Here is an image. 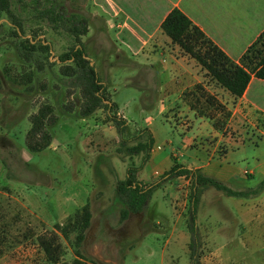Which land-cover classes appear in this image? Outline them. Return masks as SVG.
Segmentation results:
<instances>
[{"label": "rangeland", "instance_id": "1", "mask_svg": "<svg viewBox=\"0 0 264 264\" xmlns=\"http://www.w3.org/2000/svg\"><path fill=\"white\" fill-rule=\"evenodd\" d=\"M32 1L8 0L9 11L20 20L21 32L0 7V264H188L191 183L186 185V178L172 187L174 200L170 205L176 216L180 214L176 229V217L168 202L172 191L166 184L152 192L140 214L122 218L124 207L115 198L118 176L123 178L127 167H143L145 157L149 158L148 134L141 133L147 129L145 118L152 119L149 129L165 151H176L186 142V130L179 128H186V118L179 111L165 117L156 115L158 91L167 83V73L157 75L133 64L136 59L114 51L113 43L95 32L88 20L93 12L90 0H57L68 14L88 20L87 34L81 37L85 54L106 86L110 101L116 103L111 115L124 119L123 115L129 124L121 137L105 108L82 118L80 91L61 71L72 66L60 62L69 52L72 39L61 28L55 30L38 19ZM164 65L167 63L159 59L158 66ZM206 77L209 86H218ZM165 87L173 90V86ZM198 90L203 100L192 106L197 112L217 117L214 126L225 135L230 114L209 92ZM42 105L51 106L56 117L55 124L47 128L52 142L46 150L31 153L26 146L30 117ZM243 126L242 134H253L249 122ZM223 145L219 148L224 149ZM246 145L252 153L255 148ZM249 162H241L239 168H247ZM215 191L211 189L204 198V213L210 217L202 222L210 229L219 220L215 217L218 208L224 209L230 201L222 192H218L220 199L212 198ZM85 205L91 211V223L79 249L82 256L77 257L75 234L68 243L55 225L66 224ZM200 235L202 264H232L230 253L207 251L212 247L206 246L209 237L201 231ZM39 239H54L57 262L48 260Z\"/></svg>", "mask_w": 264, "mask_h": 264}, {"label": "crops", "instance_id": "2", "mask_svg": "<svg viewBox=\"0 0 264 264\" xmlns=\"http://www.w3.org/2000/svg\"><path fill=\"white\" fill-rule=\"evenodd\" d=\"M90 2L93 12L90 13L92 19L88 20H91L94 29L96 28L95 32L100 33L104 40L113 43L114 51L121 52L126 58L136 59L133 64L157 75L167 73L168 81L165 85L173 86V90L161 85L156 102V115L165 117L166 113L171 114L177 110L186 118V128L179 127L181 132L186 130V142L176 151L169 152L159 145L155 132L149 129L152 119L145 118L144 123L153 138V146L148 160L137 173V180L144 186L154 184L174 166L175 161L187 169L199 170L232 190L254 189L248 185L257 186L264 179V81L251 76L247 89L240 98H234L218 86L212 88L213 86L207 84L205 71L171 42L162 31L161 25L171 11L178 10L228 58L239 63L246 50L264 32V0ZM159 59L167 65L158 66ZM200 88L209 92L214 102L224 106L230 114L224 130L225 135L214 126V119L217 117L202 114L194 108L198 101L203 100L198 94ZM112 102L116 104L113 100ZM117 114H121L119 109ZM122 118L125 119L123 115ZM244 122L252 125L253 134L241 133ZM244 137L247 141L243 143ZM255 137L257 141L254 140ZM169 143L164 142L167 145ZM221 143L226 146L224 149L219 148ZM246 143L255 148L252 153L247 151L250 146ZM249 159L247 168H239L241 162H248ZM145 166L149 169L145 170ZM125 176L126 171L123 178L118 176L117 182L124 180ZM182 178L167 181L163 185L166 184L172 191V187ZM189 183H192V180L187 177L186 185ZM163 185L155 188L153 193L164 188ZM211 189L202 193L197 213L198 227L204 236L209 237L206 238V246H212L206 250L230 253L232 264H254L255 261L264 264V191L251 198L227 197L230 199L229 204L224 206V209L218 208L215 217L219 220L214 223L215 228L210 229L208 223L202 221L210 217L204 213V198ZM216 194L218 191L211 194V197L220 199V193ZM173 200L172 191L168 202L173 209L172 215L176 217V229L180 214L175 215L174 206L170 205ZM211 204L216 206L215 202ZM188 243L189 237L186 234V245ZM224 259L225 256L222 255L221 262H224Z\"/></svg>", "mask_w": 264, "mask_h": 264}, {"label": "trees", "instance_id": "3", "mask_svg": "<svg viewBox=\"0 0 264 264\" xmlns=\"http://www.w3.org/2000/svg\"><path fill=\"white\" fill-rule=\"evenodd\" d=\"M0 7L10 15L14 28L21 32L20 20L9 11L8 0H0ZM41 7L43 9L39 10ZM32 8L38 19L46 21L55 30L61 28L72 39L69 52L60 58V62L72 64L71 67H65L61 71L64 76L72 79L71 84L80 91V116L87 118L97 110L105 108L109 120L118 126V134L122 137L128 122L111 115L116 105L110 101L106 86L100 81L94 66L90 64L81 42V37H84L88 31L87 20L75 14H68L57 0H33ZM161 29L173 44L194 60L219 87L234 98H240L244 94L251 76L264 81V32L246 50L239 63H235L178 10L169 13ZM55 122L56 117L49 105H42L30 117L31 128L26 136V146L31 153H40L50 146L52 137L47 128ZM141 133L148 134L147 148L150 151L153 138L147 129H143ZM147 159L148 156L145 157L144 164ZM141 168V166L127 167L125 179L116 184V201L124 207L122 218L143 212L153 190L161 184L182 177H190L192 180L188 201V264H202L200 256L202 238L197 225V210L200 197L205 190L212 188L232 198H251L264 191V179L254 189L235 191L222 182L205 176L199 170L187 169L175 161L174 166L156 183L144 186L137 180V173ZM90 223L91 211L89 206L85 205L73 218L68 219L66 224L55 225L56 231L68 243H70V235L75 234L73 245L77 257L82 256L79 249ZM54 244V239H39V246L48 260L53 263L58 260Z\"/></svg>", "mask_w": 264, "mask_h": 264}]
</instances>
